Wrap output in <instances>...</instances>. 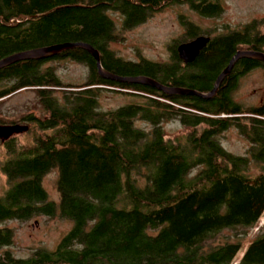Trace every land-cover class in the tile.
<instances>
[{"label": "trees", "instance_id": "obj_1", "mask_svg": "<svg viewBox=\"0 0 264 264\" xmlns=\"http://www.w3.org/2000/svg\"><path fill=\"white\" fill-rule=\"evenodd\" d=\"M176 1L0 0V58L84 41L109 71L207 92L237 50L264 52L258 26L264 17L212 36L193 63L182 62L177 43L168 63L124 59L109 48L118 37L109 10L128 29ZM184 1L204 16L223 10L218 1ZM184 24L186 40L202 34L193 22ZM65 59L87 66L83 82L61 81L51 63ZM258 67L264 68L258 58H238L210 97L103 78L81 47L1 67L0 102L33 89L45 114L23 117L39 129L31 143L18 145L13 137L3 142L8 156L0 160V171L7 188L0 195V221L58 214L72 225L54 249L39 248L25 258L4 249L0 264H264V222L258 225L264 215V97L248 107L232 97L239 78ZM103 88L144 100L103 110ZM173 120L184 131L171 137L164 124ZM231 126L249 142L244 154L228 151L219 140ZM251 164L261 167L257 175L246 173ZM52 168L58 170L57 203L42 185ZM255 227L256 234L242 241ZM12 242L13 229L0 227V248Z\"/></svg>", "mask_w": 264, "mask_h": 264}, {"label": "rangeland", "instance_id": "obj_2", "mask_svg": "<svg viewBox=\"0 0 264 264\" xmlns=\"http://www.w3.org/2000/svg\"><path fill=\"white\" fill-rule=\"evenodd\" d=\"M218 1L223 10L214 16H204L192 9L184 0L165 4L156 9L142 23L128 28H121V16L117 12H108L116 21L117 39L109 42V48L124 59L141 60L148 59L159 63L171 61V46L175 43L187 41L186 25L184 21H191L200 28L203 35H217L231 29H237L253 19L260 20L264 17V0H213ZM259 28L264 31V22L259 23ZM210 32V33H209ZM57 74L64 83H81L88 75L86 65L70 60L53 61ZM60 94V93H59ZM235 101L244 106L258 105L264 97V68L258 67L248 71L239 78L237 87L232 93ZM37 94L33 89H21L7 99L0 102V121H19L29 125V129L13 134L14 141L18 145L28 144L33 141L39 129L33 121L23 120L24 116H43L44 109L38 103ZM144 96L134 95L126 91L103 88L99 96V108L103 110L113 109L129 102H142ZM243 121L245 119H242ZM148 127L145 122H138ZM168 135L173 137L181 134L184 128L178 121H168L164 124ZM222 145L230 152L244 154L249 142L247 138L234 126L229 127L219 134ZM4 141H0V160L8 156ZM197 168L192 173H196ZM261 167L251 164L246 170L250 176L257 175ZM58 170L52 168L42 177V185L47 192L49 200L59 201L57 189ZM7 188V180L0 171V195ZM264 222V215L258 225ZM72 221L55 214H37L27 220L5 219L0 221V227L13 229V242L0 248V251L8 249L16 257H29L39 248L54 249L61 236L71 227ZM257 232L255 227L242 238L247 243ZM241 252L238 254L240 256Z\"/></svg>", "mask_w": 264, "mask_h": 264}, {"label": "water", "instance_id": "obj_3", "mask_svg": "<svg viewBox=\"0 0 264 264\" xmlns=\"http://www.w3.org/2000/svg\"><path fill=\"white\" fill-rule=\"evenodd\" d=\"M210 37L209 35H197L190 40L180 42L176 45L178 57L184 62H191L199 51L207 44ZM68 47H81L87 50L95 59V64L98 74L103 78H108L118 81H127L134 83L147 84L156 87L157 89L168 93H182V94H195L203 97H210L217 90L223 78L231 70L234 62L241 57H254L264 62V52L252 49L237 50L229 59L227 65L216 76L212 88L207 92H202L194 88L184 86H170L149 77L147 75H121L105 69L100 60L98 50L88 42L84 41H67L56 44L31 48L19 52H15L0 58V68L22 59H38L47 57ZM28 129V125L21 123L0 124V141H5L13 134Z\"/></svg>", "mask_w": 264, "mask_h": 264}, {"label": "flooded vegetation", "instance_id": "obj_4", "mask_svg": "<svg viewBox=\"0 0 264 264\" xmlns=\"http://www.w3.org/2000/svg\"><path fill=\"white\" fill-rule=\"evenodd\" d=\"M209 37H210V39L212 38L211 35H209ZM210 39H209V40H210ZM202 49H203V48H202ZM202 49H201V50H202ZM201 50L199 51V53L196 55V57H195L191 62H187V63H193V62L196 60V58L198 57V55L200 54ZM182 62H183V61H182ZM183 63H184V62H183ZM227 74H228V73H227ZM215 92H216V91H215ZM215 92H214V93H215ZM262 100H263V99H262ZM23 120H26V119H23ZM9 123H19V121H16V120H15V121H9V122H1V121H0V124H9Z\"/></svg>", "mask_w": 264, "mask_h": 264}]
</instances>
